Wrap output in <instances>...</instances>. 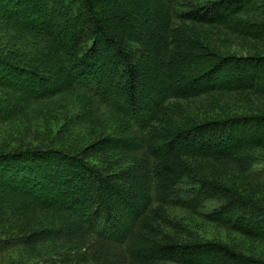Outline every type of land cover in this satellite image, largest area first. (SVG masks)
Segmentation results:
<instances>
[{
  "label": "trees",
  "instance_id": "1",
  "mask_svg": "<svg viewBox=\"0 0 264 264\" xmlns=\"http://www.w3.org/2000/svg\"><path fill=\"white\" fill-rule=\"evenodd\" d=\"M1 190L0 264H264V0H0Z\"/></svg>",
  "mask_w": 264,
  "mask_h": 264
},
{
  "label": "rangeland",
  "instance_id": "2",
  "mask_svg": "<svg viewBox=\"0 0 264 264\" xmlns=\"http://www.w3.org/2000/svg\"><path fill=\"white\" fill-rule=\"evenodd\" d=\"M120 3H121V1H120ZM110 28V27H109ZM111 28H113V27H111ZM113 30H116V28H114ZM105 189V191L107 192V188L106 187H104ZM109 191V190H108ZM6 193L4 192V191H0V200H5V198H6ZM262 253L264 254V249H263V247H262ZM168 264H171V263H168Z\"/></svg>",
  "mask_w": 264,
  "mask_h": 264
}]
</instances>
